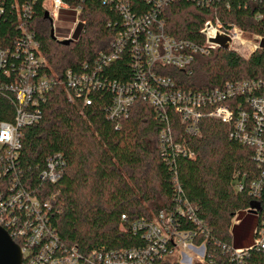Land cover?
Masks as SVG:
<instances>
[{
    "label": "trees",
    "instance_id": "obj_1",
    "mask_svg": "<svg viewBox=\"0 0 264 264\" xmlns=\"http://www.w3.org/2000/svg\"><path fill=\"white\" fill-rule=\"evenodd\" d=\"M19 1L32 7L28 29L40 44L44 73L59 75L62 81L67 70L81 72L85 66L92 69L98 55L110 50L117 32L123 29L114 4L67 0L82 8L88 22L85 32L64 46L56 34L51 35L52 25L45 18L43 0ZM125 1L135 15L155 8L152 2L144 0ZM201 1L167 3L158 12L166 34L203 44L200 30L206 20L216 17L226 27L236 26L264 37V0ZM11 4L13 0H7L4 5L6 11L0 24L2 46L20 36ZM134 64L127 47L118 60L104 67L99 78L104 83L129 81L136 76ZM160 73L188 92H204L226 82L264 80V50L245 59L233 51L219 49L207 56H196L190 72L164 68ZM86 95L92 100L89 107L74 95L71 101L65 86H56L39 100V122L20 129L21 148L16 162L19 180L32 196L52 203L51 225L60 243L76 248L83 256L143 245L141 237L130 230V224L172 211L181 199L194 208L197 219L211 233L204 264H236L231 250L250 248L255 243L249 235L237 239L240 233L243 235L242 226L246 223L250 228V215L257 218L256 229L264 221V196L256 199L249 186L259 172L253 162V150L231 139L230 125L217 120L203 119L200 134L189 137L172 112L175 142L186 146L195 157L190 159L179 153L170 154L166 160L159 145L164 123L155 108L137 100L127 119H111L108 110L114 94L109 88L92 90ZM15 112V95L0 92V123H13ZM54 155L61 156L64 167L61 180L50 184L40 180L39 175L47 159ZM238 171L251 176L243 180V191L234 189V175ZM8 178L1 175L0 183ZM122 216H126L127 222H122ZM238 216L242 221L234 225ZM179 224L183 230L194 228L188 219H180ZM8 233L11 235L9 230ZM13 240L23 247L18 238ZM245 264H264V252L252 249Z\"/></svg>",
    "mask_w": 264,
    "mask_h": 264
},
{
    "label": "built area",
    "instance_id": "obj_2",
    "mask_svg": "<svg viewBox=\"0 0 264 264\" xmlns=\"http://www.w3.org/2000/svg\"><path fill=\"white\" fill-rule=\"evenodd\" d=\"M6 1L0 0V24L6 11ZM101 1L114 4L122 18L123 29L117 32L110 50L98 55L92 69L85 66L81 72L67 70L63 81L59 75L44 73L46 66L40 44L28 29L33 13L30 4L19 0H13L11 4L20 36L13 37L7 46H2L0 42V92H12L16 101L13 123H0V177L9 176L7 182L0 183V226L11 232L9 235L12 239L15 237L21 241L22 264H157L166 261L204 264L211 233L197 219L194 208L186 200L180 199L172 211L160 212L150 220L140 218L130 224V230L141 237L143 245L124 250H100L83 256L76 248H67L60 243L51 225L52 203L32 196L19 180L16 162L21 148L20 129L41 119L38 109L40 98L62 85L66 87L71 101L76 96L82 99L84 106L89 107L92 100L86 93L107 87L114 94L108 110L111 119H127L137 100L155 108L164 123L159 145L166 160H169L167 156L170 154L179 153L190 159L195 157L186 146L175 142L170 119L172 112L177 115L189 137L200 134L203 119L230 125L231 139L253 150V162L259 170L249 183L250 192L256 199L264 196V80L226 82L222 87L204 92H188L180 90L172 79L160 73L164 68L190 72L196 56H207L221 49L219 44L210 42L218 37L228 38V50L237 53L245 45V32L236 26L226 27L215 17L206 20L200 30L203 44L175 39L166 34L164 20L159 19L158 14L171 0H144L152 2L155 8L141 15H135L130 3L125 0ZM42 2L54 34L61 13H67L74 20L75 30L72 34L57 40L73 42L85 32L88 17L80 6L71 5L67 0ZM48 3L49 8L46 7ZM263 38L257 37L253 51L259 49ZM127 47L135 60L136 76L126 82L104 83L99 78L102 70L118 60ZM63 167L61 156L49 157L40 172V180L58 183ZM248 177H251L248 173L236 172L234 189L243 191V180ZM180 219L192 221L194 228L181 229ZM122 222H127L126 216H122ZM254 248L264 252V221L262 227L255 230L252 247L231 250L233 260L236 264H245V258ZM227 250L230 253V249Z\"/></svg>",
    "mask_w": 264,
    "mask_h": 264
},
{
    "label": "rangeland",
    "instance_id": "obj_3",
    "mask_svg": "<svg viewBox=\"0 0 264 264\" xmlns=\"http://www.w3.org/2000/svg\"><path fill=\"white\" fill-rule=\"evenodd\" d=\"M46 7L49 8L50 3H48ZM74 30H75V25H74L73 18L67 15V13L66 14L61 13L56 23V31H55L56 38L62 39V37H65V36L68 37L70 34H72V31ZM57 36H60V37H57ZM257 37L258 36L256 35H252V34L245 32L244 37H243L244 39L243 41H245L244 43L245 45L239 49V52H237V54H239L241 57L245 59H248L249 57H251V55L257 51V50L253 51V48L257 41ZM58 41H62V40H58ZM250 218L252 219V225L250 226V228L247 229V224L245 223L242 226L243 235L240 233L239 236H237V239L241 240L243 239V236L249 235L251 236L252 243H253V241H255L254 233L256 230L257 218L255 215H250ZM241 221L242 219L238 216L234 219L233 223L234 225H239Z\"/></svg>",
    "mask_w": 264,
    "mask_h": 264
},
{
    "label": "water",
    "instance_id": "obj_4",
    "mask_svg": "<svg viewBox=\"0 0 264 264\" xmlns=\"http://www.w3.org/2000/svg\"><path fill=\"white\" fill-rule=\"evenodd\" d=\"M45 18L48 19V14L45 13ZM53 31L51 33L53 36ZM228 38L218 37L215 40H211L210 42L217 43L220 45L221 49L228 50V46L226 42H228ZM71 43V41H63L62 45L67 46ZM259 49L264 50V38L259 44ZM23 263V254L20 246H18L9 233L0 226V264H22Z\"/></svg>",
    "mask_w": 264,
    "mask_h": 264
}]
</instances>
